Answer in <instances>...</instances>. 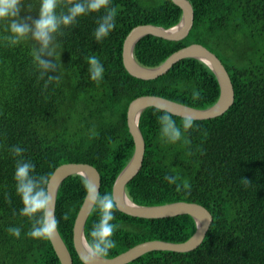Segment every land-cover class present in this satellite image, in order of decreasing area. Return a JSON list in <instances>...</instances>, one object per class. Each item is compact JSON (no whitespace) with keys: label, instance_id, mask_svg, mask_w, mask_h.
<instances>
[{"label":"trees","instance_id":"1","mask_svg":"<svg viewBox=\"0 0 264 264\" xmlns=\"http://www.w3.org/2000/svg\"><path fill=\"white\" fill-rule=\"evenodd\" d=\"M188 1L194 10L190 35L179 42L147 36L137 44L135 58L142 66L158 67L178 50L201 44L226 67L234 104L218 118L193 120L187 131L184 118L173 115L182 131L176 142L160 136L158 117L164 111L146 109L139 121L144 162L126 192L141 206L200 204L211 212L213 222L197 249L149 252L129 264H264V0ZM71 2L59 0L57 12L66 11ZM111 6L117 10L116 27L102 42L93 36L99 20L94 13L56 36L61 79L47 87L32 57L35 42L28 38L11 45L7 25L0 24V264H61L49 239L27 235L32 221L20 214L14 145L24 149L22 156L35 164L36 174L52 176L69 163L96 167L100 193L112 195L135 150L127 124L133 99L160 96L206 109L220 96L215 74L196 59H184L152 81L125 69L123 45L132 29L149 24L168 29L180 22L182 11L171 0H112ZM38 12L39 0H25L20 18L31 23ZM93 54L105 69L99 83L88 71L87 57ZM194 90L199 92L195 100ZM86 195V180L74 175L62 183L57 196L58 230L74 264H84L74 249L73 227ZM91 212L87 241L99 219L98 210ZM113 223L119 225L113 235L116 247L106 258L147 241L183 243L196 231L189 215L142 219L116 210ZM11 226L21 228L19 237L8 231Z\"/></svg>","mask_w":264,"mask_h":264},{"label":"water","instance_id":"2","mask_svg":"<svg viewBox=\"0 0 264 264\" xmlns=\"http://www.w3.org/2000/svg\"><path fill=\"white\" fill-rule=\"evenodd\" d=\"M182 11L180 22L171 28L155 25H140L131 30L123 45V63L127 72L140 80L152 81L165 75L174 65L184 59H196L208 66L215 74L220 87V96L217 102L206 109H197L183 105L160 96H141L133 99L127 111V124L133 138L134 154L119 174L113 185L112 195L118 205V211L135 218L166 219L189 215L196 222L195 233L183 243H172L162 240H153L140 243L126 252L113 258H97L88 264H129L144 254L154 251H169L187 253L197 249L204 241L213 216L206 207L189 202H174L173 204L157 206H141L135 204L127 195V185L142 169L146 144L141 132L139 121L142 113L148 108H156L169 112L174 116L190 117L195 121H204L224 115L234 104L235 90L230 75L216 54L201 44L194 43L172 54L158 67L142 66L135 58L134 51L137 44L147 36H154L168 41L179 42L186 39L194 25V10L188 0H171ZM79 175L93 184L97 191L101 189V174L99 170L86 163H69L58 167L51 176L49 192L53 197L56 209L58 191L62 183L69 177ZM93 208L84 200L78 210L73 227V245L79 259L86 264L87 255L85 226ZM61 264H74L71 252L63 240L59 230L49 239Z\"/></svg>","mask_w":264,"mask_h":264},{"label":"clouds","instance_id":"3","mask_svg":"<svg viewBox=\"0 0 264 264\" xmlns=\"http://www.w3.org/2000/svg\"><path fill=\"white\" fill-rule=\"evenodd\" d=\"M24 4L25 0H0V24L7 25L10 35L6 39L11 45H17L28 38L35 42L32 57L40 79L45 80V87L48 83L61 79L60 65L56 60L61 52H57L56 36L63 29L75 25L78 18L93 13L99 14L98 26L93 32L97 42L106 39L116 27L117 10L111 6L112 0H72L67 5V10L62 12H57L59 0H39L38 16L31 23H28L26 18H20ZM87 61L90 79L99 83L105 70L103 63L95 54L87 57ZM198 98L199 92L194 90L193 99ZM158 121L163 140L176 142L181 139V126L177 125L171 113L164 112L158 117ZM193 123V118L185 117L182 127L187 131L193 127ZM23 152L24 149L19 145L12 147V153L18 158L14 180L16 193L22 204L20 214L32 221V227L27 235L35 239H52L58 231L59 221L55 214L53 197L49 192L51 174H36L35 164L24 159ZM166 179L172 181L174 177L167 176ZM86 188V202L99 212V219L90 232L91 239L86 243L85 262L88 264L97 258L106 257L110 250L116 247L113 235L119 225L113 221L115 211L119 207L113 195L101 194L89 181H86ZM63 218L65 220L68 218L67 213ZM8 231L15 237L21 235V228L17 226L9 227Z\"/></svg>","mask_w":264,"mask_h":264},{"label":"bare ground","instance_id":"4","mask_svg":"<svg viewBox=\"0 0 264 264\" xmlns=\"http://www.w3.org/2000/svg\"><path fill=\"white\" fill-rule=\"evenodd\" d=\"M212 52V51H211Z\"/></svg>","mask_w":264,"mask_h":264}]
</instances>
